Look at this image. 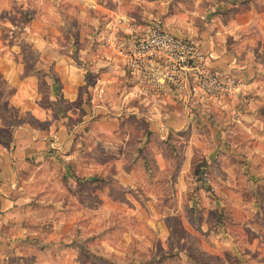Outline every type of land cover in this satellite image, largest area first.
Instances as JSON below:
<instances>
[{
	"label": "rangeland",
	"instance_id": "rangeland-1",
	"mask_svg": "<svg viewBox=\"0 0 264 264\" xmlns=\"http://www.w3.org/2000/svg\"><path fill=\"white\" fill-rule=\"evenodd\" d=\"M95 1L147 25L173 10L196 33L205 28V12L219 16L216 6L225 10L213 27L224 35L226 21L232 27L264 22V0ZM53 4L57 18L49 12ZM102 13L80 0H0V57H38L25 25H34L33 33L45 22L68 26L59 51L92 86L87 93L81 88L80 100L86 97L93 115L86 129L87 122L60 123L72 135L18 167L21 210L0 224V264H264V142L217 115L210 117L223 123L215 127L199 123L162 138L165 131L142 115L146 102L126 98L133 77L123 61L108 58L97 38L101 29L92 34ZM47 36L55 37L52 30ZM104 86L102 96L95 93ZM15 93L0 74V150L11 148L12 124L42 125L10 106ZM63 104L60 109L71 106ZM190 113L200 114L199 122L209 117ZM50 117L55 129L61 119ZM200 166H206L202 175Z\"/></svg>",
	"mask_w": 264,
	"mask_h": 264
},
{
	"label": "crops",
	"instance_id": "crops-1",
	"mask_svg": "<svg viewBox=\"0 0 264 264\" xmlns=\"http://www.w3.org/2000/svg\"><path fill=\"white\" fill-rule=\"evenodd\" d=\"M80 3L89 9L103 12L101 27H98L92 34H97V30L101 29L97 37L98 41L113 56L108 58H115L120 63L121 59L115 51L106 47L101 38L107 31L106 25L109 21L116 16H127L128 14L118 9H112L110 6L103 7L95 0H80ZM53 5L54 9L49 12H53L57 18L56 15H60V13L56 10L55 4ZM218 8L219 6L215 7L216 11L220 10L217 17L208 15L209 12L201 15V24L205 28L200 31L197 28V33L192 31L194 26L188 23L185 17L176 15L173 10L168 9L167 16L157 15L164 18L167 28L174 34L196 36L201 39L205 51L209 54L211 66L235 79L236 86L229 95L220 100L210 99L191 87L181 97L173 94L170 98L159 103H153L138 96L130 84L126 98L142 99L146 102L148 113L142 115H145L147 120H153L150 123L156 127L157 131L159 128L165 131L162 132V138L165 139L169 138L170 133L184 134L190 127L199 123L215 127L217 123H223L210 117V115H217L219 118L225 119L224 124L231 123L242 132L245 130L249 138L256 136L257 139L264 142V133L261 132L262 134L259 135V130L264 129V115L262 114L264 110V22L256 19V21H250L245 25L232 27L228 25L229 21H226L224 25L227 26V33L224 35L220 30H215L212 23L213 20H217L216 18L224 16L225 9ZM251 11L252 9L248 12ZM53 25L45 22L39 25L34 33L32 28L34 25L23 26L25 30H29L28 35L32 40L37 41V48L33 50L38 57H32L33 59L29 57H0V74L8 88H15L16 92L13 99L8 100L10 106H13L12 108L16 106V110L22 115H30L42 123L39 126L28 120H21L12 124L10 126L13 137L10 143L11 148L6 147L0 150V224L18 217L21 210L22 203L17 195L18 167L29 160L33 161L35 158L51 154L50 149H55L58 143L62 145L66 138L73 133L71 127H69V132L63 128L67 122L73 121L79 126L85 125L87 122L86 129V126L93 120V115H90L88 110L86 97L84 99L82 97V101L80 100L81 88H84V93H87L92 86L87 81H83V71L79 72L80 67L77 62L71 57H62L59 51L63 33L65 31L70 33L69 28L59 21H55ZM204 29H210V31ZM49 30L54 32L55 37L47 36ZM70 35L69 37H71ZM89 38L91 43L95 42L91 35ZM102 62L110 63L107 60H102ZM27 66H31L32 70ZM123 75H125L124 72ZM105 89V86L97 87L95 93L98 91L99 96H102ZM78 100L81 101V104L75 105L74 102ZM64 102L70 103L71 106L60 109V104L65 106ZM130 109L139 110L136 106H132ZM190 110L203 111L209 117L199 122L200 114L193 117ZM49 112L51 113L49 114ZM138 114L141 115V113ZM51 115H56V118H60L62 121L56 123L55 129L51 124ZM2 118L4 117H0V125H3ZM208 119L213 124L208 123ZM76 128L73 127L72 130L76 132ZM64 129L65 131H63ZM205 156L207 160L211 158L210 155Z\"/></svg>",
	"mask_w": 264,
	"mask_h": 264
},
{
	"label": "built area",
	"instance_id": "built-area-1",
	"mask_svg": "<svg viewBox=\"0 0 264 264\" xmlns=\"http://www.w3.org/2000/svg\"><path fill=\"white\" fill-rule=\"evenodd\" d=\"M106 30L102 43L121 58L141 98L159 103L194 87L205 97L220 100L236 86L232 76L211 66L197 37L174 34L161 17L154 16L147 25L116 16Z\"/></svg>",
	"mask_w": 264,
	"mask_h": 264
},
{
	"label": "trees",
	"instance_id": "trees-1",
	"mask_svg": "<svg viewBox=\"0 0 264 264\" xmlns=\"http://www.w3.org/2000/svg\"><path fill=\"white\" fill-rule=\"evenodd\" d=\"M205 169H206V166H200V167H198L196 172H197V174L202 175L203 171H205Z\"/></svg>",
	"mask_w": 264,
	"mask_h": 264
}]
</instances>
